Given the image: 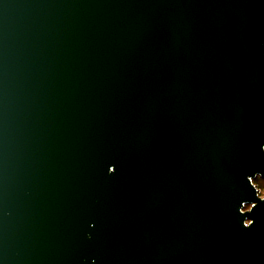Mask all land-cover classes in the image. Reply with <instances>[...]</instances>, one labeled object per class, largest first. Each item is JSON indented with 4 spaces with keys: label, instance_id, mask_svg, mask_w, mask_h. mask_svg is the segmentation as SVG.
I'll list each match as a JSON object with an SVG mask.
<instances>
[{
    "label": "water",
    "instance_id": "1",
    "mask_svg": "<svg viewBox=\"0 0 264 264\" xmlns=\"http://www.w3.org/2000/svg\"><path fill=\"white\" fill-rule=\"evenodd\" d=\"M257 176L264 0H0V264H264Z\"/></svg>",
    "mask_w": 264,
    "mask_h": 264
},
{
    "label": "rangeland",
    "instance_id": "2",
    "mask_svg": "<svg viewBox=\"0 0 264 264\" xmlns=\"http://www.w3.org/2000/svg\"><path fill=\"white\" fill-rule=\"evenodd\" d=\"M253 182H255L260 195H264V177L257 176L253 179Z\"/></svg>",
    "mask_w": 264,
    "mask_h": 264
},
{
    "label": "bare ground",
    "instance_id": "3",
    "mask_svg": "<svg viewBox=\"0 0 264 264\" xmlns=\"http://www.w3.org/2000/svg\"><path fill=\"white\" fill-rule=\"evenodd\" d=\"M244 209H246V207H245V208H243L242 210H244Z\"/></svg>",
    "mask_w": 264,
    "mask_h": 264
}]
</instances>
